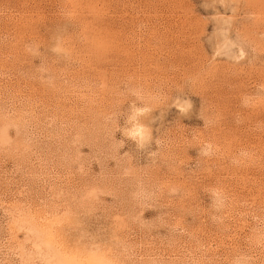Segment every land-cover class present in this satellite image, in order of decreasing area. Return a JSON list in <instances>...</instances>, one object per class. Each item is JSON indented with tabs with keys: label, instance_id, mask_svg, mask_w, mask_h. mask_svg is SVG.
I'll list each match as a JSON object with an SVG mask.
<instances>
[{
	"label": "rangeland",
	"instance_id": "1",
	"mask_svg": "<svg viewBox=\"0 0 264 264\" xmlns=\"http://www.w3.org/2000/svg\"><path fill=\"white\" fill-rule=\"evenodd\" d=\"M0 264H264V0H0Z\"/></svg>",
	"mask_w": 264,
	"mask_h": 264
},
{
	"label": "clouds",
	"instance_id": "2",
	"mask_svg": "<svg viewBox=\"0 0 264 264\" xmlns=\"http://www.w3.org/2000/svg\"><path fill=\"white\" fill-rule=\"evenodd\" d=\"M142 114V110H137L136 111V116ZM135 119V116L132 118ZM146 129L140 125V124H136L133 129L130 130L129 135L134 137V138H139L140 140H144L145 136H146Z\"/></svg>",
	"mask_w": 264,
	"mask_h": 264
}]
</instances>
